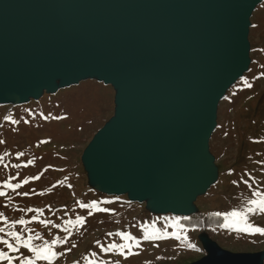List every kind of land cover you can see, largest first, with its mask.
Returning <instances> with one entry per match:
<instances>
[{"label":"water","instance_id":"95a60500","mask_svg":"<svg viewBox=\"0 0 264 264\" xmlns=\"http://www.w3.org/2000/svg\"><path fill=\"white\" fill-rule=\"evenodd\" d=\"M263 0H0V105L80 83L115 93L114 113L83 150L90 188L189 218L217 182L209 150L219 103L248 72ZM191 264H264L206 234Z\"/></svg>","mask_w":264,"mask_h":264},{"label":"rangeland","instance_id":"374dc122","mask_svg":"<svg viewBox=\"0 0 264 264\" xmlns=\"http://www.w3.org/2000/svg\"><path fill=\"white\" fill-rule=\"evenodd\" d=\"M253 13L248 38L250 68L219 103L217 126L209 143L218 169L217 182L195 203L203 216L221 213L222 223L224 214L241 210L248 200L255 199L254 191L264 193V0ZM114 96L110 86L89 80L54 95L44 94L26 105H0V192L4 193L0 196V228L20 232L22 238L36 232L48 241L67 237L66 243L54 249L63 255L52 264H191L205 255L198 240L202 233L228 252L264 250V236L259 234L229 231L215 221L179 227L180 217L152 215L144 203H132L126 196L107 197L90 188L81 164L82 152L113 116ZM17 184L21 186L15 188ZM92 201L109 211L89 215L90 210L80 204ZM77 217L84 218L83 225L67 226ZM20 219L31 223L11 227ZM249 220L264 227V214ZM205 223L207 228L202 226ZM144 225L149 231L179 232L187 236V242L174 238L145 240ZM66 226L68 231L63 230ZM116 232L130 233L139 240V247L133 248L138 254L125 258L115 251H102V247L124 243L110 235ZM0 236L13 242L3 233ZM187 243L196 247L188 248ZM0 250L7 248L0 244ZM92 253H96L95 258ZM9 254L32 255L23 248Z\"/></svg>","mask_w":264,"mask_h":264},{"label":"snow or ice","instance_id":"6c2138e0","mask_svg":"<svg viewBox=\"0 0 264 264\" xmlns=\"http://www.w3.org/2000/svg\"><path fill=\"white\" fill-rule=\"evenodd\" d=\"M247 84V82H245ZM251 87V85H247ZM15 123V121H13ZM22 155V154H21ZM31 163V161H29ZM35 179H39V176L35 177ZM24 183H28L27 180ZM8 187H13V185H7ZM21 185L17 184L14 187L19 188ZM251 187V185H249ZM4 193L0 192V196H3ZM24 195H28L24 193ZM252 195L255 199H250L247 201L246 206L241 210H234L224 214V222L220 225L221 228L227 229L229 231H234L237 233L247 234L251 236H255L257 234L264 236V227H259L250 222L249 218L257 215L264 214V193L259 191H254ZM101 203H108V201H103ZM81 208L89 209V215H92L93 212H106L108 209L101 208L99 203L96 201H92L88 204H80ZM29 211H33L29 209ZM216 216H221V213H215ZM36 220L37 217L34 216L32 218ZM26 223H31V221H25L24 219H20L14 222L11 227L15 228L16 224L25 225ZM41 224H45L46 222L41 220ZM178 223V222H177ZM84 218L77 217L75 221H68L67 226L75 227L77 225H83ZM65 227L63 230L68 231L69 228ZM55 227H59L55 225ZM144 239L152 240V239H166V238H174L176 240H181L187 242V236L180 235L179 232L173 231L171 234L168 232H159L158 230L149 231L148 225H144ZM27 231H31L28 229ZM0 233H3L5 236L11 237L13 242H9V239L3 238L0 236V244L6 246L7 251L0 250V262H6V264H13V261H18L19 264H37L38 261H46L47 264H52V262L57 258L58 255H63V253H57L54 251L57 245L63 244L67 242V237L63 239L56 237L51 241L45 240L41 237L39 232H36L34 235H27L26 238H22L20 232L8 231L5 232L4 228H0ZM118 236L124 243L121 244H111L106 248L102 247V251L104 252H118L121 256H131L136 255L133 251V248H138L140 245V241L133 237L130 233L127 232H116L114 234ZM35 241H41V243H35ZM75 245H73L74 247ZM188 248H195L196 245L192 243H187ZM26 249L32 255L28 257L24 255L21 257L20 255H10L9 253H19L21 249ZM199 251V249H197ZM93 258L96 257V253H92ZM89 264H93L92 261ZM103 264V262H101Z\"/></svg>","mask_w":264,"mask_h":264},{"label":"trees","instance_id":"16d2710c","mask_svg":"<svg viewBox=\"0 0 264 264\" xmlns=\"http://www.w3.org/2000/svg\"><path fill=\"white\" fill-rule=\"evenodd\" d=\"M222 217L216 216V215H208V216H203L200 213L196 214L194 216H191L187 219V221L185 222V224L188 226L189 223L195 224V223H199V221H204V222H219V224L222 223ZM204 228H207V224L205 223L204 225H202ZM190 227V226H188ZM159 264V263H158Z\"/></svg>","mask_w":264,"mask_h":264},{"label":"crops","instance_id":"0c3cea01","mask_svg":"<svg viewBox=\"0 0 264 264\" xmlns=\"http://www.w3.org/2000/svg\"><path fill=\"white\" fill-rule=\"evenodd\" d=\"M183 219L181 222H180V226L179 227H182L184 225V223L187 221L188 218L184 217V218H181Z\"/></svg>","mask_w":264,"mask_h":264}]
</instances>
